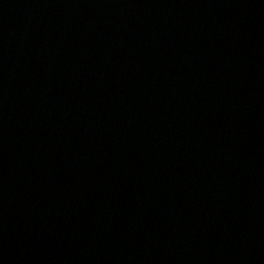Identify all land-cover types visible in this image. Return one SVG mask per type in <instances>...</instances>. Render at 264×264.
<instances>
[{
  "label": "water",
  "instance_id": "water-1",
  "mask_svg": "<svg viewBox=\"0 0 264 264\" xmlns=\"http://www.w3.org/2000/svg\"><path fill=\"white\" fill-rule=\"evenodd\" d=\"M0 264H264V0H0Z\"/></svg>",
  "mask_w": 264,
  "mask_h": 264
}]
</instances>
